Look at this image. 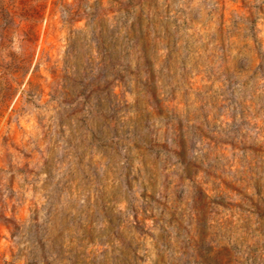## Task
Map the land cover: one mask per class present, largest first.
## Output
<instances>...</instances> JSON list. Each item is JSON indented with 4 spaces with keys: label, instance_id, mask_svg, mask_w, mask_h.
<instances>
[{
    "label": "rangeland",
    "instance_id": "rangeland-1",
    "mask_svg": "<svg viewBox=\"0 0 264 264\" xmlns=\"http://www.w3.org/2000/svg\"><path fill=\"white\" fill-rule=\"evenodd\" d=\"M0 264H264V0H0Z\"/></svg>",
    "mask_w": 264,
    "mask_h": 264
}]
</instances>
